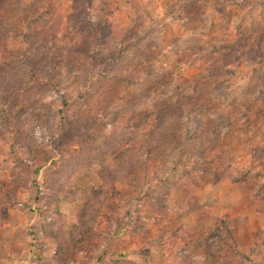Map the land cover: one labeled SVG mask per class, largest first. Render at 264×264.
Segmentation results:
<instances>
[{
  "label": "rangeland",
  "instance_id": "rangeland-1",
  "mask_svg": "<svg viewBox=\"0 0 264 264\" xmlns=\"http://www.w3.org/2000/svg\"><path fill=\"white\" fill-rule=\"evenodd\" d=\"M97 32L106 54L132 41L113 65L123 83L111 99L93 87L103 114L79 99L99 70L76 59L61 79L71 108L43 89L18 102L13 146L0 111V189L10 190L0 208L12 202L0 209V264H174L182 252L190 264H264V0H0V76L31 34L48 41V57L55 45L72 60L91 54ZM132 70L146 79L121 78ZM64 115L95 138L69 131L56 143ZM158 141L165 147L139 176L146 186L157 172L162 183L104 185L100 173L118 163L106 144H124L141 162ZM60 152L65 171H56ZM49 177L58 207L47 218L61 239L44 236L34 204Z\"/></svg>",
  "mask_w": 264,
  "mask_h": 264
},
{
  "label": "trees",
  "instance_id": "trees-1",
  "mask_svg": "<svg viewBox=\"0 0 264 264\" xmlns=\"http://www.w3.org/2000/svg\"><path fill=\"white\" fill-rule=\"evenodd\" d=\"M38 15L40 14L38 13ZM92 25L95 30L99 28L98 22H93ZM100 27H102L101 24ZM27 37L28 40L25 44V51L16 52L15 60L9 66L4 67V71L0 76V78H2L1 80L3 81V85L0 86L3 90V94L2 96H0V111H3L4 121L9 130L8 136L1 135V137L3 138V140L7 141L9 145L12 146L15 143H19L21 139V130L18 127V124L20 122V119L22 118L23 109L18 108V102H25L29 99L30 101H32V99H37L35 98L36 94L40 89H43V91L54 93L65 107H72L73 104L70 103V98H72L73 96H68L64 92L61 86V79L66 72L78 69V67L76 66L77 64L72 62L74 61V59H76V61H79L80 65H84L83 63H87V66L90 67L92 66V64H90L91 62L95 66H97L99 72L93 79L89 78L88 81L90 82V84L88 85V87L86 86V92L84 93L83 90H79L80 97L79 95L78 97L80 100H83V106L89 108L90 104L92 105V107L96 108L97 115H99V113L103 114L106 107L103 105L102 101L98 100L100 93L98 92V94H96L97 92L93 90V87H99L101 91V98H110V95L114 93L113 86H115L117 83L118 85L123 83L116 80L117 78L113 70V65L118 62L122 58L123 54L132 46V41L123 40L120 42L117 49L106 54V52H103V47H105L106 45L105 35L103 33L97 32L94 37V47L93 49H91V54L88 50V52H84V50H77L74 52L76 53L77 58L72 59L73 56H71L72 60H70L69 53L67 52L66 55L64 53H60L55 45H53V50L50 53L51 56L48 57V51L51 50L48 48V41H45L46 43L40 41L38 38V34H31ZM42 39L46 40L45 38ZM253 47L256 50H254L255 55L262 58L263 53L261 51L260 45H254ZM146 77L147 75L145 76V74H143V77H141L136 70L128 72L127 77H125V75H121V78H123L127 82L132 83H141L142 80L146 79ZM105 80L110 82V84H108L110 86L105 85L101 88L102 83ZM104 93H106V95ZM68 121L69 118L67 116H61L60 123L57 125L58 134L55 138L56 143H59L60 137L65 136L69 131H73L75 134L80 135L83 140H91L95 138L94 134H91V129L86 128L84 131H81L79 126H81L82 122L80 124L75 122L73 126V124L69 123ZM158 143L160 144H158L157 148H149L147 150L146 156L141 160V162H139L138 160L137 162H135L136 157H139L138 153L133 152L130 149H127L126 152H123L122 146L124 144H106L108 145V148L104 149L110 154H115L118 159V163L113 168L106 167L100 173V176L104 181V185L111 187L112 190H115L116 185L119 181H122L124 183L129 181V183L132 184L130 185V187L132 188L143 189L145 187V190L150 191L152 187H155L156 184L162 183L163 179L161 178L160 174H157V172H154V174L150 176V178L148 177V179L145 181L146 186H143V179L139 176L141 173L145 174L147 170L150 169L151 164L149 163V159H151V157L156 158L159 155V147H165L164 142L158 141ZM104 149L102 148L101 150ZM60 154L62 155V157L60 164H58L56 167V171H65L66 169L63 166V162L64 160H67V156L63 152H60ZM26 163H28L30 167H34L37 171V174L39 173L40 166H36L34 161H29L26 159ZM49 181L50 177L48 179L46 178V181L43 180L41 183L37 184L38 190L34 200V204L36 205V210L39 213V217L42 221V232L44 236L50 237L52 239H61L63 229L47 218L49 209L58 207V199L55 196L56 192L49 189ZM9 191L10 190L8 188L0 189V197L3 200L5 198L8 199ZM50 191L53 193H51ZM111 194L113 195V192ZM112 195H110V197ZM161 200L162 199L160 197L152 199L154 203L164 206ZM11 206L12 202L9 200V202L7 203L2 202L0 209L6 212L10 209ZM20 206L21 204H18V207ZM127 215H129V213ZM132 226H134V228L137 227V225L134 224ZM179 255L181 256V258L177 256L179 259L175 260L174 264H190V260L189 258H186L187 255L185 253L183 254L182 252ZM209 255L213 260L216 257V254L214 253Z\"/></svg>",
  "mask_w": 264,
  "mask_h": 264
}]
</instances>
